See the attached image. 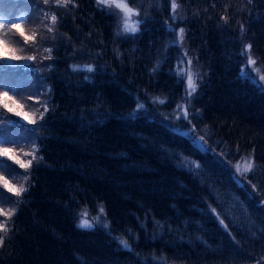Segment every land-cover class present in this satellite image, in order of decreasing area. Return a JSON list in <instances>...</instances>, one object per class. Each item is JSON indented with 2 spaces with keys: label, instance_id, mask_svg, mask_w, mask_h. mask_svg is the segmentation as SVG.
I'll list each match as a JSON object with an SVG mask.
<instances>
[{
  "label": "trees",
  "instance_id": "trees-1",
  "mask_svg": "<svg viewBox=\"0 0 264 264\" xmlns=\"http://www.w3.org/2000/svg\"><path fill=\"white\" fill-rule=\"evenodd\" d=\"M128 3L136 33L97 0H0L32 36L0 86L36 106L40 135L0 264H264V87L246 72L252 57L264 76V0Z\"/></svg>",
  "mask_w": 264,
  "mask_h": 264
},
{
  "label": "rangeland",
  "instance_id": "rangeland-1",
  "mask_svg": "<svg viewBox=\"0 0 264 264\" xmlns=\"http://www.w3.org/2000/svg\"><path fill=\"white\" fill-rule=\"evenodd\" d=\"M0 23L3 24V27H0L1 38L4 37V35L7 36L6 41L0 45V60L3 61V62H0V71L5 72V70L8 66H17L20 64V59L24 53V52L22 53L23 43L25 40H30L32 36L27 35L25 37L17 39L16 37H14L11 30H9V26L6 24V21L0 19ZM123 23H124V21H123ZM179 36H180V33H179ZM26 37H27V39H26ZM180 38H181V36H180ZM8 44H9V48L11 47V51L8 50L6 52ZM13 56H17L20 59H18V60L13 59ZM249 58L253 59L252 57H249ZM22 68L23 69H30L28 66H23ZM180 68H181L180 73H182L186 76V81H187V73L189 71L192 72L190 65L187 63V61L186 62L181 61ZM246 72L251 76V78L256 83H258L264 87V80L260 79V77L263 76L262 72L258 67H256V65H252V64L248 63ZM192 74H193V72H192ZM193 78H194V74H193ZM187 91L189 92V95L193 94L191 92V90L188 89V87H187ZM26 96H27V94H26ZM17 98H18V96H12L11 97L10 95H7V97H5L2 94H0V113L4 110L8 111V109L4 107L5 104H8L9 107L12 108V111H8V113L6 115L0 114V143H2L4 145V148H10V149H11V145H16L17 148L12 149L13 153L16 155V157L18 159L23 160L24 162H27L29 160H31L33 162L36 158L33 159L32 156L24 155V153L33 152L36 149H38V151H39V137H40V135L36 132V130L27 127V124L31 123L32 120L34 118H36V115L38 113L36 111V106L33 108V111H32V109L29 107V105H27L25 103L26 97L21 98L20 100H17ZM45 99L47 100V98H45ZM45 106H46L45 100H44V105L41 106V105L37 104L38 108L45 107ZM41 110H42V108H41ZM184 110H185L184 106L179 107L176 115L177 116L183 115V117H185ZM17 113H20V115H17ZM4 118H7V121H6V119L4 120ZM184 133L185 134H191L190 132H184ZM194 138H195V142L201 148H204L205 144H204V141L201 139V137L194 136ZM8 145H10V146H8ZM38 151L35 152L36 157L38 155ZM0 160H4V161L9 160L12 163H14L16 166H18V168L16 169V172L18 174L15 176L10 177V175H8L7 172H0V175L6 176L7 179H9L14 185H17V186L23 185L24 187H27V185L30 184L31 174L29 175V173H28L29 167L28 168H21L18 164L15 163L14 160L9 159L8 157L0 156ZM252 160H253L252 156L249 155L247 157H243L236 164V166H235L236 174L235 175H236L237 180H239L238 178H240V180H241L242 175L249 173V171H247L246 168L248 165L253 166ZM4 167L5 166L1 165V163H0V168H4ZM30 168H31V166H30ZM240 180H239V184L243 185ZM0 193L3 194V197L10 198V200L12 201V203H0V207H4L5 209H8V208L15 209L14 208L15 207V204H14L15 198H18L19 201L22 199V196L16 197V196L12 195L11 193H8L2 187H0ZM83 218H85V217H83ZM5 219H6L5 217L0 216V221H4ZM87 219L90 221L89 218H87ZM8 221L9 220H7V223H8ZM0 234H2V233H0Z\"/></svg>",
  "mask_w": 264,
  "mask_h": 264
},
{
  "label": "snow or ice",
  "instance_id": "snow-or-ice-1",
  "mask_svg": "<svg viewBox=\"0 0 264 264\" xmlns=\"http://www.w3.org/2000/svg\"><path fill=\"white\" fill-rule=\"evenodd\" d=\"M57 4H63L65 6H67L69 3L72 2V0H56ZM133 2H135V0H133ZM44 3L47 4L48 0H44ZM97 3L100 5H105L109 8L111 7H115L116 9H119L120 12L123 13V30L125 32H129V33H136L139 31V24L140 21H136V22H132V17L133 16H139L140 12L137 11L136 9L132 8L129 6L128 0H97ZM178 8V5L176 3V0H171V9L173 12L176 11V9ZM56 17L53 16L52 17V21L53 23L55 22ZM0 27H3V24L0 23ZM13 27H15L18 31L20 30L19 24L18 23H14L13 22ZM180 36H183V29H180ZM27 39V37H26ZM249 52L251 49V45L247 46ZM48 51H51L50 49ZM13 59H20L17 56H13ZM29 59H34L32 57H30ZM189 65H191V61L187 62ZM248 63L255 65L256 61L254 59L249 58ZM74 70L75 67H74ZM88 71H92L93 69L91 67H89L87 69ZM241 75H248L247 73H242ZM260 79L264 80V76H261ZM187 87L188 89L191 90L192 93H194L196 91V83L194 81L193 78V74L191 71H189L187 73ZM3 96L7 97V92H4L2 94ZM10 99V98H9ZM158 99V98H157ZM160 103H164L163 100H160ZM5 108L8 109V111H12V108L9 107L8 104L4 105ZM142 107V105H141ZM185 113V118H187V110H184ZM17 115H20V113H17ZM43 117H41L42 119ZM34 122V121H33ZM202 139V138H201ZM38 151V149L34 150L33 152H28V153H24V155L27 156H32L33 159L36 158L35 152ZM0 156L3 157H8L9 159H12L15 161L16 164H18L21 168H28L31 166L32 161L29 160L27 162H24L21 159H18L16 157V155L13 153V150L10 148H0ZM196 167H199V165L197 164ZM238 167V166H237ZM252 165H248L246 170L247 171H251ZM0 172H7L8 175L10 176H15L18 173L16 172L15 169H11L8 166H5L4 168H0ZM0 187H2L3 189H5L8 193H11L12 195L16 196V197H20L22 196L23 193H25L26 191H28V189L26 187H24L23 185H14L9 179L6 178V176L4 175H0ZM0 203H12V201L10 200V198L7 197H3V194L0 193ZM100 212L104 213V209L101 207L100 208ZM15 215V209L13 208H8L5 209L4 207H0V216L5 217L6 219L4 221H0V233H4L7 234L8 232V226H7V220H10L12 218V216ZM106 215V214H105ZM84 217L81 220V223L78 225V227L84 228V229H91L94 227L93 223L90 222L86 217H87V213H84ZM95 220H99V217H95ZM107 223L104 224V227H107ZM120 243L122 245H124L125 247H130L128 245V242L126 240H121ZM4 244V237L0 236V247H2Z\"/></svg>",
  "mask_w": 264,
  "mask_h": 264
}]
</instances>
